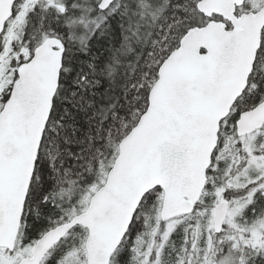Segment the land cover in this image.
Wrapping results in <instances>:
<instances>
[{"label":"snow or ice","instance_id":"1","mask_svg":"<svg viewBox=\"0 0 264 264\" xmlns=\"http://www.w3.org/2000/svg\"><path fill=\"white\" fill-rule=\"evenodd\" d=\"M0 264H264V0H0Z\"/></svg>","mask_w":264,"mask_h":264}]
</instances>
